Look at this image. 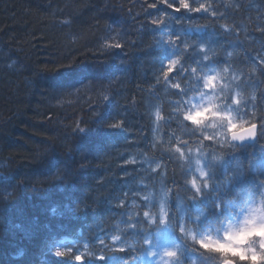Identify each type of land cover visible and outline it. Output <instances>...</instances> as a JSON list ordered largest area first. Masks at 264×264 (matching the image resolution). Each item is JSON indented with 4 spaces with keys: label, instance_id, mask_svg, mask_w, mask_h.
<instances>
[{
    "label": "bare ground",
    "instance_id": "obj_1",
    "mask_svg": "<svg viewBox=\"0 0 264 264\" xmlns=\"http://www.w3.org/2000/svg\"><path fill=\"white\" fill-rule=\"evenodd\" d=\"M133 1V10L131 7L123 10L122 4L113 7L106 3L112 14L104 24V36L99 38L102 59L114 63L117 67L112 70L118 75L127 73L128 83L124 82L118 92L112 84L111 93L98 88L100 95L95 98V106H89L85 99L92 90L91 84L101 76H83L76 84L69 83L66 91L69 121L57 126L58 129L62 126L65 135L66 145L59 143L65 147L63 155H45L37 162L41 171L34 186L45 196L38 194L34 206L42 210L18 216L14 187L20 189L17 195L31 201L25 189L30 182H19L10 157L0 156V208L5 210L0 211V234L1 243L6 246L0 264H109L112 257L123 260L126 256H121V252L130 248L119 247L111 238L123 237L126 244L129 239L143 240L149 227L144 213L155 207L148 198L152 191L164 187L167 205L178 211L177 201L188 191L183 180L192 164L188 158L181 159L176 149L201 144L216 148L206 140L201 143L200 135H186V125L176 111L186 106L190 94L200 90L201 81L193 79L192 67L201 73L210 66L233 69L235 75L232 73L224 83L227 85L224 90L244 85L254 91V100H246L244 106L252 110V119L245 127L257 125L255 141L238 145L222 164L212 167L213 175L225 173L223 191L237 187L229 190L232 198L245 187L240 182L242 177L229 174L231 170L243 163L246 171L258 173L264 157V0H188L192 11L182 8L180 0ZM69 22L71 19H62V23ZM133 39H138L137 45L145 48V58H139L141 53L137 51L133 61ZM140 39L144 42H139ZM185 44L190 46L185 48ZM176 57L180 63L173 65L165 76L167 64ZM13 58L0 46V60L8 70L16 66ZM177 83L179 88L172 87ZM117 123L120 127L112 126ZM108 151L120 158L119 169L108 182V188L94 182L85 193L82 190L70 194L63 189L64 184H73L76 179L67 178V168L76 167L78 180L83 169L90 170L93 180L95 163ZM85 153L90 155L89 162L80 160ZM134 154H142L159 166L153 169L145 161H137ZM232 154L237 157L230 161L228 156ZM208 203L206 196L196 202L185 201L184 207L200 208ZM77 205L83 206L82 210ZM106 245L111 247V253L104 251ZM18 250L23 255L11 259L9 254ZM61 252L64 254L59 255ZM76 255L82 257L81 261L75 260Z\"/></svg>",
    "mask_w": 264,
    "mask_h": 264
},
{
    "label": "trees",
    "instance_id": "obj_2",
    "mask_svg": "<svg viewBox=\"0 0 264 264\" xmlns=\"http://www.w3.org/2000/svg\"><path fill=\"white\" fill-rule=\"evenodd\" d=\"M107 2L113 7L122 4V9L125 10L128 7L132 8L134 1L0 0V46L16 59L15 68L10 70L7 69L6 63L0 60V156L10 157L14 170L18 172L16 175L19 182H30L25 189H28L27 193L32 199L28 201L22 194L17 195L20 189L15 185L14 192L18 203H14V208L19 213L18 216L26 211L34 213L36 210H42L34 206L38 194L41 197L45 196L44 192L37 191L34 186L41 171L37 162L45 155H63L65 147L59 143L66 145L65 135L61 130L62 126L59 129L57 126L61 125L60 122L63 125L64 120L69 121L67 113L70 102L66 92L69 83L76 84V80L83 76L90 78L101 76L91 84L93 91H89L85 99L89 106H95V98L100 95L98 88L99 91L105 88L110 92L112 84V88L118 92L128 83L127 73L121 74L122 77L118 75L117 71L112 70V67L115 69L117 66L105 62L99 50V38L105 33L104 24L112 14L106 8ZM63 18L69 21L71 19V22L62 23ZM244 19L249 23L248 19ZM133 41H135L133 61L137 57V51L141 53L139 58H145L143 51L145 48L137 45L138 39ZM139 42L144 41L140 39ZM95 56L97 58H94ZM106 61L109 62V59ZM160 71H163V65ZM107 111L109 112L108 109ZM99 147L106 148L105 145ZM81 157L80 160L85 161L90 155L85 153ZM236 157V154L228 156L230 161ZM119 159L109 155V151L103 152L94 166L95 181L92 180V172L85 169L80 172L81 178L78 180L75 175L76 167L70 166L65 170V174L67 178H76L75 183H66L63 189L70 194L82 190L85 193L94 182L108 188V182L119 169ZM260 180H264V173L260 168L255 174L246 171L240 179L245 189L236 197H230L226 207L235 210L238 202L245 203L250 198L258 197L260 185L257 181ZM233 188L237 187L232 186L227 191ZM89 199L100 202L94 198ZM44 200L46 201V198ZM0 211L5 210L0 208ZM215 219V213L209 211L200 225L201 227L211 225ZM1 238L3 239L0 234V260L3 258L2 251L6 249L1 243ZM131 250L133 251L130 249L121 252V256L126 258L123 260L116 258L118 264H131L133 260L138 259L132 256L138 252L134 250L130 254ZM104 251L111 253L106 247Z\"/></svg>",
    "mask_w": 264,
    "mask_h": 264
},
{
    "label": "clouds",
    "instance_id": "obj_3",
    "mask_svg": "<svg viewBox=\"0 0 264 264\" xmlns=\"http://www.w3.org/2000/svg\"><path fill=\"white\" fill-rule=\"evenodd\" d=\"M186 4L187 0H181L182 8ZM189 46L185 44V48ZM200 48L203 50L204 46L200 45ZM179 63L180 58L176 57L167 64L165 72L168 73L173 65ZM191 72L193 79L201 81L200 90L190 94L186 106L176 111L188 128L200 134L203 138L201 143L206 140L216 148L206 158L205 153L201 152L200 158L193 159L191 171L183 180L188 191L179 206L185 201L203 200L206 196L209 203L200 207L191 217H187L182 210L170 212L164 205L160 208L158 219L155 213L145 212L149 227L160 228L167 225L179 238L177 243L164 247L159 252L148 249L147 257L153 258V264H264V180L257 181L260 185V196L254 206L238 202V207L232 210L226 207L231 193L223 191L226 187L225 173L220 176L213 175L212 167L224 160L230 152L234 153L244 140L255 139L256 136L250 128L245 127L247 121L243 115L232 108L224 107L217 92L220 87L227 88L222 77L227 74L228 69L206 74L192 67ZM172 87L179 88L180 84H173ZM231 103L240 105L239 92H233ZM156 115L159 116L158 110ZM80 131L83 132L84 128H80ZM176 151L179 152L180 149L177 148ZM181 159H184L183 153ZM261 159L264 160V157ZM245 172V164L240 163L229 174L243 177ZM77 207L82 210L83 206ZM209 211L215 213L216 219L211 225L201 227L200 221ZM119 239V236L111 238L113 243ZM138 244L147 245L149 240L144 239L129 247L135 250ZM106 247L111 248L108 245ZM22 255V250L9 254L13 260Z\"/></svg>",
    "mask_w": 264,
    "mask_h": 264
},
{
    "label": "rangeland",
    "instance_id": "obj_4",
    "mask_svg": "<svg viewBox=\"0 0 264 264\" xmlns=\"http://www.w3.org/2000/svg\"><path fill=\"white\" fill-rule=\"evenodd\" d=\"M224 69V67L222 66H210L206 69V71L204 73L206 74H211L214 71L220 70L222 71ZM232 73H234L235 75V71L233 69H228L227 74H224L222 77V81L223 84L227 81L230 80V78L232 77ZM235 80H238V75L235 76ZM239 92L240 94V99H241V103L239 106H235L232 105L231 103V98L233 95V92ZM217 92L220 94V98L223 101V105L226 108H232L233 110L239 112L241 115L244 116L245 120L247 121V123L252 119V110H248L246 109V107L244 106V103L246 102V100L248 99H253L254 100V91L248 89V87H245L244 85H240V86H236L235 88L231 89V90H224V87H220L219 89H217ZM253 103V102H252ZM254 105V103H253ZM254 118H255V114H254ZM255 120V119H253ZM247 125V124H246ZM245 125V126H246ZM186 135L190 136L193 134H197L200 135L199 133H197L195 130H191L190 128H188L186 126ZM189 133V134H188ZM201 139H203L201 137ZM207 142V141H206ZM212 147V146H211ZM214 147H216L214 145ZM214 150V148H208L205 147L203 144H201V146L197 145L194 146L193 148H186V149H180V151H176L177 153H179V155H181L182 153L184 154V158H188L191 161V164L193 162L194 158H200V153L203 152L205 153V158L209 155V153ZM133 157L137 160H143L145 161L148 165L151 166V168L156 169L157 166H159V164L157 162L155 163H150V161H152L151 159H145L144 157H142V154H134ZM224 160H221V164L223 163ZM205 163L207 164V161H205ZM219 163V164H220ZM262 168L264 169V160H262ZM149 200L151 202H153V204H155L154 209L152 211L150 210H146L145 212H149V213H155L157 216V219L159 218V212H160V208L162 205L166 206L169 210V206L166 203V198H165V189L163 187V189H158L156 191H152L150 194ZM260 194L258 195L257 198L255 199H251L248 200L247 204L249 205H255L256 201L259 199ZM180 201L181 199H178V203H177V208L178 211L182 210L184 212V214L187 217H191L196 211H198L199 207H193V209H186V207H184V204L180 207ZM174 211V210H172ZM147 220V218H146ZM144 239H148L149 240V244L147 245H139L137 247H135L136 252H138L137 255H132L133 258H138L135 259V262H132L131 264H153V258H149L147 257V251L148 249H153L156 252H159L160 249L164 248V247H169L175 243L178 242V235L177 233L170 228L169 226L165 225L162 226L160 228H155V227H148L145 230V234L143 236V240ZM126 239L121 237L118 241H116V243L118 244L119 247L125 248V246L127 245V248L129 247V245H135L138 242V239L134 238V240L129 239L127 244L125 243ZM115 247L112 245V249H114ZM130 249H133L132 247H129ZM134 250V249H133ZM138 250V251H137ZM111 262V264H118L119 261H117L118 259H109ZM140 262V263H138Z\"/></svg>",
    "mask_w": 264,
    "mask_h": 264
},
{
    "label": "water",
    "instance_id": "obj_5",
    "mask_svg": "<svg viewBox=\"0 0 264 264\" xmlns=\"http://www.w3.org/2000/svg\"><path fill=\"white\" fill-rule=\"evenodd\" d=\"M246 128H250L251 131L254 133V135L257 136V134H256L257 125H251V126L246 127ZM255 138H256V137H255ZM254 141H255V139H251V138H249V139L244 140V141H243L242 143H240L239 145L246 144V143H253Z\"/></svg>",
    "mask_w": 264,
    "mask_h": 264
},
{
    "label": "snow or ice",
    "instance_id": "obj_6",
    "mask_svg": "<svg viewBox=\"0 0 264 264\" xmlns=\"http://www.w3.org/2000/svg\"><path fill=\"white\" fill-rule=\"evenodd\" d=\"M180 2H181V0H180ZM201 7H203V5H201ZM189 8H190V6H189V3H188V0H187V4H186V6L184 7V9H186V10H189ZM117 46H120L119 44H117ZM164 74H168V73H164ZM112 126H119V124L117 123L116 125H112ZM116 243V242H115ZM114 243V244H115ZM59 255H63L64 253L63 252H61V253H58ZM100 258H102V257H100ZM81 259H82V257L80 256V255H76L75 256V260L76 261H81Z\"/></svg>",
    "mask_w": 264,
    "mask_h": 264
}]
</instances>
